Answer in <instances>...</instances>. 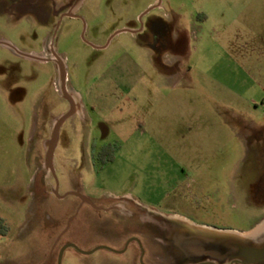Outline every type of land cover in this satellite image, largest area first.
I'll return each mask as SVG.
<instances>
[{
	"label": "rangeland",
	"instance_id": "rangeland-1",
	"mask_svg": "<svg viewBox=\"0 0 264 264\" xmlns=\"http://www.w3.org/2000/svg\"><path fill=\"white\" fill-rule=\"evenodd\" d=\"M263 91L264 0H0V264H140L96 249L121 247L134 198L159 263L189 264L170 243L182 234L264 257L263 230L188 232L144 206L261 222ZM177 178L189 189L172 195Z\"/></svg>",
	"mask_w": 264,
	"mask_h": 264
},
{
	"label": "flooded vegetation",
	"instance_id": "flooded-vegetation-1",
	"mask_svg": "<svg viewBox=\"0 0 264 264\" xmlns=\"http://www.w3.org/2000/svg\"><path fill=\"white\" fill-rule=\"evenodd\" d=\"M55 59V58H54ZM170 193L175 194V191L182 189H189L190 183L183 182L182 179L177 178L172 183H169ZM173 191V192H172ZM139 200V199H137ZM163 201L158 202H144V206H151L149 209L152 215L160 219H168V216H173L174 214L184 215L185 224L184 229L188 232L191 230H196L202 233L203 229L201 227L211 228L210 230H232L230 228H222L215 225L207 224L204 222H199L195 218L188 216L185 213L179 211H171L169 209L163 208ZM140 202H136L133 199V205L129 208V212L122 215L119 220L124 222V226L120 230L119 237L122 238L128 234L121 247L118 250L112 248L108 249L116 253L125 255L129 252H133L137 255L140 264H162L157 260L161 256L164 257L168 251L167 248L157 243L160 241L152 230L151 225L141 223V213ZM130 233V234H129ZM213 234V233H212ZM208 235V234H207ZM171 244H176L183 253L185 258L189 259L187 262L189 264H258L264 260V257L258 259L243 261L239 259L244 250L239 249L236 245L230 242L221 241L215 238V235H208L200 237V234H182L176 241L170 242ZM66 247H73L71 243H67ZM229 259L228 262L223 260ZM193 261V262H192ZM195 261V262H194ZM163 264H173V262H164Z\"/></svg>",
	"mask_w": 264,
	"mask_h": 264
},
{
	"label": "bare ground",
	"instance_id": "bare-ground-1",
	"mask_svg": "<svg viewBox=\"0 0 264 264\" xmlns=\"http://www.w3.org/2000/svg\"><path fill=\"white\" fill-rule=\"evenodd\" d=\"M54 58L57 61H60L59 59H57V57L55 55H54ZM201 228L206 229V230H210L211 229V228H208V227H201ZM263 228H264V223L259 225L254 230L248 231V233L239 232V231H236V230H223V229H220V230H214L215 231L214 234H216L218 236H224V237H227V238H230V239H243L244 237H247V236H253L254 234L259 232Z\"/></svg>",
	"mask_w": 264,
	"mask_h": 264
},
{
	"label": "crops",
	"instance_id": "crops-1",
	"mask_svg": "<svg viewBox=\"0 0 264 264\" xmlns=\"http://www.w3.org/2000/svg\"><path fill=\"white\" fill-rule=\"evenodd\" d=\"M263 93H264V91H263ZM79 94V93H78ZM77 93L76 94H73V93H71V101H72V104H73V110H76V111H79V109L81 108V106L79 105V100H78V96H80V95H78ZM77 95V96H76ZM250 102H252V103H254L255 105L256 104H258V101L257 100H252V101H250ZM261 103L263 104L264 103V97H262L261 98ZM82 108H83V105H82ZM84 109V108H83ZM83 109H82V115H83ZM253 125H254V128L256 127V130H257V134H260V135H264V128H262V130L260 131L259 130V125H257V124H254L253 123ZM256 125V126H255ZM264 127V126H263ZM263 137V136H262ZM262 223H264V219L261 221V222H258V223H256L255 224V226L254 227H252V228H250V229H248V230H244V232H248V231H252V230H254L255 228H257L259 225H261ZM264 231V228L263 229H261L260 231ZM236 231H239V230H236ZM259 231V232H260ZM259 232H257L256 234H258ZM256 234H254V235H256ZM253 235V236H254Z\"/></svg>",
	"mask_w": 264,
	"mask_h": 264
},
{
	"label": "trees",
	"instance_id": "trees-1",
	"mask_svg": "<svg viewBox=\"0 0 264 264\" xmlns=\"http://www.w3.org/2000/svg\"><path fill=\"white\" fill-rule=\"evenodd\" d=\"M107 150H108V146H105V147H103V149H102L101 157L103 158L104 162H110V161H112L113 158H114V157L111 156V155L105 156Z\"/></svg>",
	"mask_w": 264,
	"mask_h": 264
},
{
	"label": "water",
	"instance_id": "water-1",
	"mask_svg": "<svg viewBox=\"0 0 264 264\" xmlns=\"http://www.w3.org/2000/svg\"><path fill=\"white\" fill-rule=\"evenodd\" d=\"M53 55H55L57 57V59L61 60V58L59 56H57V54L53 51ZM71 246H73L74 248L78 249L75 245L71 244ZM100 248H104V249H110L109 247H106V246H99L97 247L96 249H100ZM95 249V250H96ZM79 250V249H78ZM94 250L92 251H89V252H84V253H92ZM83 252V251H81Z\"/></svg>",
	"mask_w": 264,
	"mask_h": 264
},
{
	"label": "built area",
	"instance_id": "built-area-1",
	"mask_svg": "<svg viewBox=\"0 0 264 264\" xmlns=\"http://www.w3.org/2000/svg\"><path fill=\"white\" fill-rule=\"evenodd\" d=\"M61 58V57H60ZM53 59H54V55H53ZM54 60H56V59H54ZM62 60V59H61Z\"/></svg>",
	"mask_w": 264,
	"mask_h": 264
}]
</instances>
